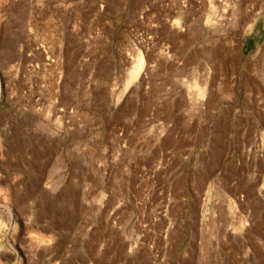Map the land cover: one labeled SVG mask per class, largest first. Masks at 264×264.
<instances>
[{
    "label": "rangeland",
    "instance_id": "374dc122",
    "mask_svg": "<svg viewBox=\"0 0 264 264\" xmlns=\"http://www.w3.org/2000/svg\"><path fill=\"white\" fill-rule=\"evenodd\" d=\"M0 264H264V0H0Z\"/></svg>",
    "mask_w": 264,
    "mask_h": 264
},
{
    "label": "bare ground",
    "instance_id": "6f19581e",
    "mask_svg": "<svg viewBox=\"0 0 264 264\" xmlns=\"http://www.w3.org/2000/svg\"><path fill=\"white\" fill-rule=\"evenodd\" d=\"M239 8V7H238ZM222 17H224V14L222 15ZM223 40V39H222ZM220 43V42H219ZM220 47V46H219ZM136 61H137V67L135 70L131 71L130 75H129V80H132L136 73L139 71L141 65H142V61H143V58L141 56V54L137 55L136 57ZM128 82V81H127Z\"/></svg>",
    "mask_w": 264,
    "mask_h": 264
}]
</instances>
